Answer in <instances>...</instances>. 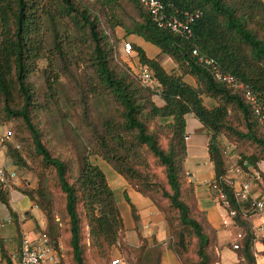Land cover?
<instances>
[{"label": "trees", "instance_id": "1", "mask_svg": "<svg viewBox=\"0 0 264 264\" xmlns=\"http://www.w3.org/2000/svg\"><path fill=\"white\" fill-rule=\"evenodd\" d=\"M131 1L141 16L133 28H127L120 18L119 0H100L99 4L112 32L125 28L174 60L177 70L168 72L160 60L132 43L142 67L152 70L156 88L143 86L130 69L115 63L110 35L101 27L100 17L81 0H0V116L20 123L18 138L28 144V152L38 162L39 186L27 194L47 219L44 234L58 253V264H63L65 254L72 264H92L89 251L99 261H108L125 225L105 172L87 154L80 158V170L74 176L68 158L53 152L35 118L37 95L30 75L46 61L42 72L48 88L54 91L60 85L54 56L65 55L58 30L54 32L55 52L48 48L45 18L52 24L59 17L67 19L79 39L91 48L93 90L99 89L100 95L107 94L117 105L115 115L93 126L95 153L168 214L171 248L183 264H215L217 233L199 211L195 184L185 172L186 116L194 114L210 137L216 180L228 168L220 147L221 135L246 149L238 162L245 169H259V163L264 162L263 117L257 115L241 89L217 80L208 64L213 61L222 74L249 86L263 109L264 0H161L162 25L142 0ZM187 76L196 78L198 84L189 83ZM157 95L164 100L163 106L155 102ZM204 97L213 99L215 105L208 106ZM8 155L18 167L30 168L17 149H9ZM53 188L62 196L67 217L62 221L65 253L53 217ZM226 192L230 208L239 212L236 225L248 229L241 221L243 205L230 189ZM0 202L15 218L1 182ZM253 246L254 236L247 230L241 249L245 264H258ZM0 249L11 264L1 224Z\"/></svg>", "mask_w": 264, "mask_h": 264}, {"label": "rangeland", "instance_id": "2", "mask_svg": "<svg viewBox=\"0 0 264 264\" xmlns=\"http://www.w3.org/2000/svg\"><path fill=\"white\" fill-rule=\"evenodd\" d=\"M81 1L87 7L92 8L94 14L100 17L101 27L110 35L115 63L123 69H130L138 76L142 65L137 55L133 53L134 50L127 53L124 48V44L131 41L127 38H131L133 35L128 34L126 29L122 27H117L115 32H112L108 17H106L105 12L100 7V0ZM118 12L127 28H133L141 20L140 12L131 0H119ZM55 30L59 31L65 53L64 57L58 54L54 56L56 70L60 77L59 87L54 91L48 88L42 72V69L47 65L46 61L39 64L40 70L32 73L29 79L37 95L38 110L35 114L36 121H38L42 129L46 132V139L53 152L67 157L70 161L74 176H77L80 170V158L83 155L90 154L93 163H96L98 160H103L101 156L95 153L97 148L93 126L100 124L104 118L115 115L117 105L107 94H103L102 96L98 93L99 89L93 90L95 81L93 76L94 68L93 62L90 61L91 48L89 44L79 39V34L73 29L67 19L59 17L52 24L49 19L45 18V36L47 46L53 51L52 53L56 50ZM118 31L123 32V35L121 33L119 34ZM164 64L168 70L171 69L170 62L166 61ZM187 80L192 84H198L196 78L192 76L187 77ZM204 99L208 106H213L216 103L211 98L204 97ZM85 109H87L86 112ZM19 125L20 123L16 120L7 122L0 116V129L4 131L1 137H4L8 131L13 132L12 138L5 145L7 151L12 148L23 153L30 163V168L26 169L36 172L39 186L41 173L37 169L39 165L33 154L28 152V144L21 142L18 138ZM219 142L227 167L238 164L242 154L247 153L244 147L237 143H231L225 135L219 137ZM185 172L186 176L189 177L186 169ZM30 191L28 190L26 192ZM258 191L260 194H264V183L260 185ZM51 193L54 204V222L58 224V229L61 233V247L63 253H65L66 245L63 242L64 232L62 221L67 217L62 210L61 194L55 188L51 190ZM151 200L165 214L169 226L168 214L161 209L160 204L153 199ZM263 220L264 212L255 218L241 219V221L247 223L248 229L239 226V224H235V227L238 229V234H242V238H238L237 236L236 241L229 244L235 256V261L232 264H245L241 258V249L243 248L244 239L247 236V230L254 236L253 247L258 264H264V230L262 231L260 226ZM169 231L170 239L168 247L177 256L180 263L183 264L182 259L171 248L173 238L170 226ZM236 244H239L238 249L235 248ZM215 247L217 253L215 264H231L224 261L225 259L219 252L216 242ZM89 255L92 264H112V261L116 258H120L122 264H161L163 251L160 245H154V243L151 245L141 237L136 238L135 241L130 240L125 227L122 239L113 246L108 261H99L98 258L91 254V251H89ZM62 263L72 264L67 254H65Z\"/></svg>", "mask_w": 264, "mask_h": 264}, {"label": "crops", "instance_id": "3", "mask_svg": "<svg viewBox=\"0 0 264 264\" xmlns=\"http://www.w3.org/2000/svg\"><path fill=\"white\" fill-rule=\"evenodd\" d=\"M118 33L123 35L121 31ZM127 39L142 47L149 57L160 60L168 72L177 70L174 60L162 55L157 46L136 35ZM163 61L170 62V70ZM192 85L196 86V84ZM154 100L159 106L165 104L159 95L154 96ZM186 120L188 156L185 169L190 180L195 184L198 209L204 214L209 226L217 233L216 243L219 252L225 262L232 264L235 261V256L229 244L236 241L239 234L233 223L224 224L227 212L218 202L216 192L211 188V184L216 180V170L209 154L210 137L204 125L194 114H188ZM2 134L4 131L0 129V137ZM95 164L100 166L106 174L122 214L128 238L135 241L136 238L141 237L151 245L153 243L160 245L163 251L161 264H181L177 256L168 247L170 231L165 214L150 198L135 190L112 165L104 160H98ZM2 169L6 171L11 183L7 195L15 218H13L10 208L0 202L1 234L5 239V250L10 257L11 264H20L19 252L23 240L28 238L36 241L40 235L44 234L48 222L43 212L26 192L37 188L38 177L36 172L18 167L8 155L6 147H0V170ZM259 170L264 175V162L259 163ZM259 194L260 192L256 191V195ZM0 264H9L3 257L1 249Z\"/></svg>", "mask_w": 264, "mask_h": 264}, {"label": "built area", "instance_id": "4", "mask_svg": "<svg viewBox=\"0 0 264 264\" xmlns=\"http://www.w3.org/2000/svg\"><path fill=\"white\" fill-rule=\"evenodd\" d=\"M142 2L149 9L154 20L162 25L163 16L161 13L163 5L161 0H142ZM124 48L127 53H130L133 50L132 43L126 42ZM195 54H197V51H195ZM208 64L212 65L211 70L217 80L231 84L234 88L241 89L244 92L246 98L254 104L257 115L263 117L262 121L264 123V115H262L264 107L262 109V105L258 102V97L252 92L251 88L240 83L232 76L222 74L213 61H208ZM136 77L143 86L150 88L157 87V81L154 79L153 72L148 67H141L140 74ZM12 136L13 132L8 131L4 137H0V147H5ZM263 179L264 175L259 169L251 167L245 169L242 165L235 164L229 166L226 173L211 184V188L216 192L218 202L227 212V217L224 220L225 225L231 223L235 225V219L239 216V212L236 209L230 208L231 204L227 198L226 188L230 189L233 192L235 200L243 205L241 219L255 218L264 212V194L256 195V191L263 184ZM0 182L6 190L11 187L10 180L4 169L0 170ZM260 226L263 231L264 220ZM238 238H242V234H239ZM235 248L238 249L239 244H236ZM19 260L20 264H58V253L52 247L48 237L42 234L36 241L29 240L28 238L23 240L19 252ZM112 264H122V260L116 258L112 261Z\"/></svg>", "mask_w": 264, "mask_h": 264}]
</instances>
